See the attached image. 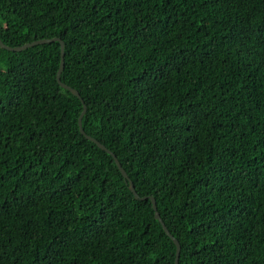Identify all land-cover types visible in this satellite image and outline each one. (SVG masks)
<instances>
[{"label": "trees", "instance_id": "trees-1", "mask_svg": "<svg viewBox=\"0 0 264 264\" xmlns=\"http://www.w3.org/2000/svg\"><path fill=\"white\" fill-rule=\"evenodd\" d=\"M52 36L80 98L0 46V264H174L144 195L176 264H264V0H0Z\"/></svg>", "mask_w": 264, "mask_h": 264}, {"label": "water", "instance_id": "water-1", "mask_svg": "<svg viewBox=\"0 0 264 264\" xmlns=\"http://www.w3.org/2000/svg\"><path fill=\"white\" fill-rule=\"evenodd\" d=\"M51 40H57L59 42V62H58V67L56 69V73H55V78H56V81L58 82V84L66 89H68L71 93H73L74 95H76L77 97H79L78 95V92L76 91L75 88L63 83L60 81L59 79V72H60V69L62 67V61H63V56H62V50H63V45H62V41L56 37V36H52V37H43V38H36V39H32L30 41H27V42H24L22 44H18V45H7L5 43H3L1 40H0V46L3 47V48H6V49H10V50H19V49H22L28 45H32V44H35V43H41V42H49ZM80 98V97H79ZM81 100V99H80ZM83 110H84V104H82V109L80 110L78 116H77V126H78V129L80 131V133H82L86 138L90 139L91 141H93L99 148L103 149L104 151H106L107 153H109L116 165V167L118 168V170L120 171V173L122 174V176L126 179L127 181V186H128V189L132 192V195L134 197H138L137 193L135 192L134 188H133V185H132V182L130 179H128L124 169L121 167L120 163L118 162L116 156L108 149L106 148L102 143H100L98 140H96L95 138H93L92 136L84 133L82 127H81V115L83 113ZM149 198L150 201H151V207L153 209V216L155 218H157L159 221H160V224L163 228V230L165 231L166 234H168L170 236V238L173 240L174 244H175V255H174V264H176L177 262V255H178V249H179V244H178V241L176 240V238H174L169 232L168 230L166 229L165 225L163 224V222L160 220L159 218V215H158V212L156 210V206H155V201L153 199L152 196H149V195H144V196H141L140 198Z\"/></svg>", "mask_w": 264, "mask_h": 264}, {"label": "snow or ice", "instance_id": "snow-or-ice-1", "mask_svg": "<svg viewBox=\"0 0 264 264\" xmlns=\"http://www.w3.org/2000/svg\"><path fill=\"white\" fill-rule=\"evenodd\" d=\"M166 158V157H164ZM54 253H50L48 257V264H56V261L53 259Z\"/></svg>", "mask_w": 264, "mask_h": 264}]
</instances>
